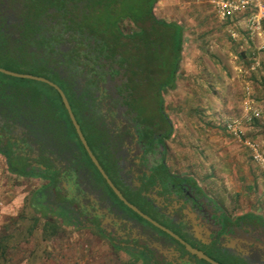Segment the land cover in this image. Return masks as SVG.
<instances>
[{
    "label": "flooded vegetation",
    "instance_id": "1",
    "mask_svg": "<svg viewBox=\"0 0 264 264\" xmlns=\"http://www.w3.org/2000/svg\"><path fill=\"white\" fill-rule=\"evenodd\" d=\"M91 1L97 2L76 0L77 8ZM32 2L0 0V32L13 45L25 41ZM65 17L63 10L48 8L40 22L47 42L37 39L27 46L46 54L47 67L81 100V113L70 108L94 140L93 148L85 138L90 150L122 197L149 220L89 167L53 107L44 101L34 105L26 90L0 88V159L6 171L44 181L36 198L42 197L52 214L136 264H209L186 246L217 263L235 258L264 264V225L230 214L195 179L172 168L166 144L170 123L147 106L148 82H131L127 64L105 58L95 40L67 26Z\"/></svg>",
    "mask_w": 264,
    "mask_h": 264
},
{
    "label": "rangeland",
    "instance_id": "2",
    "mask_svg": "<svg viewBox=\"0 0 264 264\" xmlns=\"http://www.w3.org/2000/svg\"><path fill=\"white\" fill-rule=\"evenodd\" d=\"M152 12L182 29L177 69L167 47L142 76L149 84L147 106L170 123L167 162L230 214L264 220V172L224 129L227 120L239 119L246 138L264 146V51L253 49L245 19H221L213 0H155ZM39 183L9 174L0 159V264L136 263L52 214L36 198ZM47 221L58 229L52 238L42 232Z\"/></svg>",
    "mask_w": 264,
    "mask_h": 264
},
{
    "label": "trees",
    "instance_id": "3",
    "mask_svg": "<svg viewBox=\"0 0 264 264\" xmlns=\"http://www.w3.org/2000/svg\"><path fill=\"white\" fill-rule=\"evenodd\" d=\"M154 3L155 0H97V2L91 1L83 4L79 9L76 0H33L29 9L34 10V12L26 17L28 23L26 22L25 32L21 37V40L27 41L26 43L22 41L21 44L13 45L12 41L0 32V68L19 74L43 77L55 83L65 94L69 105L78 109V103L82 104L81 100L79 101L75 94L62 84V80L56 72H53L52 67H47V55L41 54L39 56L40 54L30 50L27 46V43H30L29 41L37 42V39L44 43L47 42L45 36L40 34L42 28L40 22L47 9L53 7L64 11L67 26H76L81 33H86L88 38L94 39L100 53H103L105 58L119 57L121 64H127L129 68L125 76L131 82L135 78L146 77L144 74L147 73L148 67L153 64V56H157L160 50L166 51L167 47H170L174 54L176 64L173 67L175 70L180 57L182 29L177 24L167 23L164 20L155 18L152 12ZM73 11L79 12L81 15L73 16ZM69 14H71V17H67ZM77 20L79 21L77 22ZM124 22L126 23L125 30L122 29ZM153 42L161 43L159 49L156 47L150 48ZM159 73L161 74L162 70H159ZM153 77L156 79L155 75ZM0 88L2 90L9 88L10 90L29 91L26 96L34 105L41 104L44 101L42 104L53 107L56 115L65 122L69 129V139L79 146L83 159L103 181L83 149L59 95L52 87L41 82L0 73ZM77 112L81 113L82 109H78ZM80 129L83 134L82 127ZM83 136L86 138L84 134ZM88 146L90 147V145ZM244 216L251 222L264 225V220L260 216L255 214H245ZM57 230L54 223L47 221L42 232L45 234V238H52L56 235ZM1 253L4 254V252ZM218 263L244 264L238 262V260L236 261L235 258L231 262ZM125 264L136 263L128 262Z\"/></svg>",
    "mask_w": 264,
    "mask_h": 264
},
{
    "label": "built area",
    "instance_id": "4",
    "mask_svg": "<svg viewBox=\"0 0 264 264\" xmlns=\"http://www.w3.org/2000/svg\"><path fill=\"white\" fill-rule=\"evenodd\" d=\"M218 16L223 20L238 21L244 18L246 33L250 41L258 39L257 50L264 51V0H213ZM253 115H258L253 110ZM225 131L249 151L250 158L264 172V146L246 138L239 119H229L224 123Z\"/></svg>",
    "mask_w": 264,
    "mask_h": 264
},
{
    "label": "water",
    "instance_id": "5",
    "mask_svg": "<svg viewBox=\"0 0 264 264\" xmlns=\"http://www.w3.org/2000/svg\"><path fill=\"white\" fill-rule=\"evenodd\" d=\"M0 73L7 75V76H11V77H16V78H22V79H29V80H33V81H37V82H41L44 83L50 87H52L57 94L59 95L62 104L68 114L69 120L74 128V131L83 147V149L85 150L88 158L90 159V161L92 162V164L95 166L96 170L99 172V174L102 176V178L105 180V182L107 183V185L111 188V190L115 193V195L125 204L127 205L129 208H131L132 210H134L135 212L139 213L140 215H142L135 207H133L131 204H129L123 197L122 195L119 193V191L114 187V185L112 184V182L109 180V178L107 177V175L105 174L104 170L102 169V167L100 166V164L98 163L96 157L94 156V154L92 153V151L90 150L82 132L80 129L79 124L76 122L74 115L71 111L69 102L65 96V94L63 93V91L53 82L43 78V77H39V76H33L30 74H19V73H15L9 70H5L3 68H0ZM143 217H145L144 215H142ZM147 218V217H145ZM148 219V218H147ZM149 220V219H148ZM155 224V223H154ZM259 245V244H258ZM188 250H190L193 254H195L198 258L203 259L204 261H206L209 264H219L217 262H215L214 260L210 259L209 257L205 256L204 254H202L201 252H198L196 250H193L191 248H189L188 246H186ZM231 248H235L234 244L232 243L230 245ZM247 252V250H246ZM262 261L264 262V257L262 258Z\"/></svg>",
    "mask_w": 264,
    "mask_h": 264
},
{
    "label": "crops",
    "instance_id": "6",
    "mask_svg": "<svg viewBox=\"0 0 264 264\" xmlns=\"http://www.w3.org/2000/svg\"><path fill=\"white\" fill-rule=\"evenodd\" d=\"M250 43H251L253 49L256 50V51H258V50H257V47H258V44L260 43V41H259L258 39H256V40H254L253 42L250 41ZM253 52H254V51H253ZM17 177H19V176H17ZM43 182H44V181H40L39 185H42ZM38 187H39V186H38ZM38 189L40 190L41 188H38ZM39 190H38V191H39ZM40 191H41V190H40ZM40 191H39V192H40ZM40 198H42V197H40ZM40 198H38V199L41 200ZM69 224H70V223H69ZM70 225H72V224H70ZM72 226H73V225H72ZM128 261H130V260H128Z\"/></svg>",
    "mask_w": 264,
    "mask_h": 264
}]
</instances>
